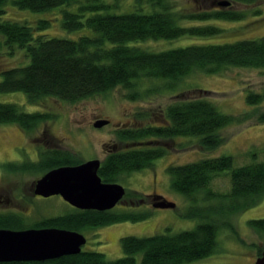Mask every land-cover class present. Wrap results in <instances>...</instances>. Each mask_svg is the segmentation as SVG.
I'll use <instances>...</instances> for the list:
<instances>
[{
  "label": "trees",
  "instance_id": "1",
  "mask_svg": "<svg viewBox=\"0 0 264 264\" xmlns=\"http://www.w3.org/2000/svg\"><path fill=\"white\" fill-rule=\"evenodd\" d=\"M207 1L208 9L193 11L186 5L179 7L173 0H132V9L129 10L122 9L125 0H0V51L3 45H7L10 48L8 53L12 54L17 46L24 49L30 58L26 65L0 70L3 75L0 93L24 92L33 104L49 98L76 103L121 86L132 89L129 96L138 100L142 93L137 81L143 78L164 79L173 85L195 71L218 74L233 66L263 68L264 36L225 44H194L160 52L148 51L135 44L147 40L218 35L221 30L215 25L186 26L180 22L193 19L242 20L246 13L231 7L235 3L253 5L260 0H228L231 2L229 8L220 6L223 0ZM9 3L18 9L35 12H51L60 7L65 30L90 28L94 34L78 38L50 36L43 32L51 26L50 20L31 23L7 18L8 14L16 18L10 14L15 9L9 8ZM114 8L124 12H115ZM197 90L209 92L200 89L192 92ZM185 94L182 93L183 99L158 111L140 112L137 120L145 124L117 130L118 141L114 147L123 144H136V147H119L107 155L98 172L104 182H118L122 174L153 168L157 159L171 153L168 140L197 137L202 148L215 149L227 141L222 129L235 122L243 124L255 118L254 112L227 114L206 96ZM247 101L251 105L263 104L264 91L250 90ZM51 118L48 112H27L17 104L0 102V123H16L29 134ZM257 120L264 121V113ZM48 143L39 162L28 168H37L44 173L79 162L69 151L50 147ZM233 162V156L222 155L169 165L171 186L193 200L201 191L208 197L225 199L229 204L224 202L221 212L228 217L232 212H242L254 206L264 195V160L236 168H233ZM226 170L231 171L230 191L224 194L213 192L210 187L213 179ZM148 196L139 195L135 202L125 199L123 202L146 204ZM148 213L151 212L75 208L70 213L42 219L30 226L83 232L123 221H139L147 218ZM191 216H199L203 220L192 230L148 237L123 236L124 256L118 259H109L103 252L82 249L79 254L43 262L10 261L0 264H186L216 251L220 228L219 223L201 210ZM19 222L14 218L12 227L21 228ZM248 223L253 230L264 233V217L251 219ZM258 251L260 256L263 248Z\"/></svg>",
  "mask_w": 264,
  "mask_h": 264
},
{
  "label": "rangeland",
  "instance_id": "2",
  "mask_svg": "<svg viewBox=\"0 0 264 264\" xmlns=\"http://www.w3.org/2000/svg\"><path fill=\"white\" fill-rule=\"evenodd\" d=\"M125 1L122 3V5L124 4L122 9H132V0ZM173 1L179 7L186 5L193 11L209 8L207 0H199V2L196 0ZM230 5L231 3L227 8ZM9 8L15 9V11H10V14L16 18L10 17L9 14L6 15L7 18L26 20L31 23L43 19L50 20L51 26L43 30L50 36L78 38L82 35L94 34L90 28L76 31L65 30L62 27L60 7L51 12H35L18 9L9 3ZM231 8L244 11L246 16L242 20L236 21L193 19L180 22L186 26L215 25L221 30L218 35L147 40L135 44L148 51L160 52L194 44H225L264 36V0L253 5L235 3ZM122 9L114 8L113 11L120 12ZM256 10L261 11L258 13L255 12ZM9 49L7 45H3L1 48L0 70L29 63L30 58L26 56L24 49L15 46L12 54L8 53ZM2 78L3 75L0 72V81ZM137 87L142 93L138 100L129 96L133 92L132 89H124L119 86L108 93L86 98L76 103L49 98L42 103L33 104L24 92L0 93V102L17 104L27 112H48L52 115L50 120L43 122L30 134L16 123H0V186L30 185L42 176L43 173L39 172L37 168L35 170L21 166L16 168L18 171H13L10 165L2 164L15 162L16 155L20 153L28 155V157H24V160L29 164L33 162L29 156L37 159L38 148L42 150L43 144L47 145L49 142L50 147L67 150L79 161H86L90 158L104 160L110 150H117L123 146L120 149L136 147V144H123L114 148V143L118 141V129L136 128L145 124V122L137 120L140 118L138 115L140 112L158 111L160 108H165L168 104L183 99V92L187 93L186 96H206L224 113L241 115L245 112H254L255 118L243 124L235 122L222 129L227 141L215 149L202 148L197 137L179 138L176 141L168 140L171 153L157 159L153 168L122 174L118 182L126 188L125 200L135 202L139 199V195L150 196H148L146 204L124 203V205L118 204L115 209L138 213L149 211L151 213H148L147 218L139 221H123L105 227L84 230L82 233L87 237V243L83 249L103 252L109 259H118L124 256L121 245L123 236L148 237L161 233L192 230L203 220L201 217L191 216V214L201 210L220 225L218 246L211 255L186 264H255L256 258L259 256V248H264V233L253 230L248 221L264 217V195L254 206L242 212H232L228 217L221 212L223 211L222 204L224 202L229 204L225 199L215 196L208 197L205 192L201 191L197 194L196 200H193L174 190L167 167L222 155L233 156V168L264 160V121L257 120L264 113V103L251 105L247 101L250 90L264 91V67L233 66L218 74L195 71L174 82L173 85L164 79L143 78L137 81ZM196 89L209 92L204 93L199 90L192 92ZM97 119H109L110 123L97 128L94 126ZM230 172V170H226L213 179L210 185L213 192L224 194L230 191L232 186ZM17 192L11 195L19 196ZM154 195L163 196L174 202L175 207L154 208L151 203ZM144 198L146 199V197ZM27 205V208L18 211H20L24 222L28 224L75 210V207L58 195L48 198L33 197Z\"/></svg>",
  "mask_w": 264,
  "mask_h": 264
},
{
  "label": "water",
  "instance_id": "3",
  "mask_svg": "<svg viewBox=\"0 0 264 264\" xmlns=\"http://www.w3.org/2000/svg\"><path fill=\"white\" fill-rule=\"evenodd\" d=\"M231 2L223 0L220 6ZM109 119H97L94 126L101 128ZM102 160L95 158L77 165L59 166L46 172L35 182V193L46 198L59 195L70 205L81 210H112L123 202L126 188L119 182H104L99 175ZM154 208H173L175 203L154 195ZM87 243L80 231L59 227L0 228V262L47 261L64 255L79 254ZM255 264H264V248Z\"/></svg>",
  "mask_w": 264,
  "mask_h": 264
},
{
  "label": "flooded vegetation",
  "instance_id": "4",
  "mask_svg": "<svg viewBox=\"0 0 264 264\" xmlns=\"http://www.w3.org/2000/svg\"><path fill=\"white\" fill-rule=\"evenodd\" d=\"M43 149L44 150L47 149L45 147V144H43V146H42V150ZM56 149H60V148H56ZM34 150L36 151L35 148H34ZM42 150H40L38 148V154H37L38 158L37 159H33L32 156H29L31 158V161H33L29 164L24 160V157H28V155H24L22 153L16 155L17 160L15 162H5L2 164H4L5 166L10 165V167L13 168V171H18V170H16V168L21 167V166L26 167L28 169V167H30V165H32L33 163L39 162ZM110 152H112V150H110ZM91 159H95V158H90L88 160H91ZM18 160H20V161H18ZM88 160H86V161H88ZM34 161H36V162H34ZM82 162H85V161H79L78 163L69 164V165H77V164H80ZM102 162H103V160H102ZM62 166H67V165H62ZM19 170H21V169H19ZM45 173L46 172H44L42 174V176ZM41 177H39V178H41ZM38 179H36L30 185L24 184L22 186L17 185L14 187H12V186H8V187L0 186V221L5 220L4 223H0V228L13 229V230H22V229H26V228H32L30 226L31 223L28 224L27 222L26 223L24 222V220L22 219L21 213L18 210L27 208L28 207L27 204L30 203V201L33 197L34 198H37V197L46 198L44 196H41V195H38L35 193V189H36L35 182ZM21 189H22V191H21ZM16 191H18L17 193L19 194V196H12L11 194H16ZM124 203H126V202L124 201L120 204L124 205ZM14 218H18L20 220L21 223L19 222V226H21V228L17 229V228L12 227V225L14 223ZM35 228H41V227H35ZM42 228H44V227H42Z\"/></svg>",
  "mask_w": 264,
  "mask_h": 264
}]
</instances>
